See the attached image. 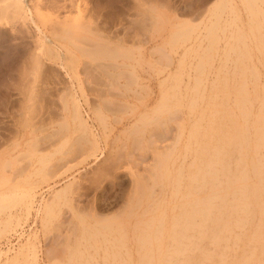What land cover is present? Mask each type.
<instances>
[{
    "label": "rangeland",
    "instance_id": "374dc122",
    "mask_svg": "<svg viewBox=\"0 0 264 264\" xmlns=\"http://www.w3.org/2000/svg\"><path fill=\"white\" fill-rule=\"evenodd\" d=\"M0 264H264V0H0Z\"/></svg>",
    "mask_w": 264,
    "mask_h": 264
}]
</instances>
